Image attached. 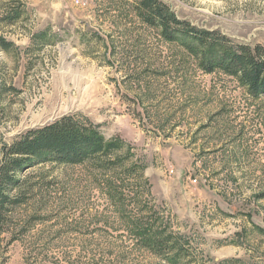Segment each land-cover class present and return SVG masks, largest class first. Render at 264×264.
<instances>
[{
	"label": "rangeland",
	"instance_id": "obj_1",
	"mask_svg": "<svg viewBox=\"0 0 264 264\" xmlns=\"http://www.w3.org/2000/svg\"><path fill=\"white\" fill-rule=\"evenodd\" d=\"M159 1L201 30L264 46V0ZM138 3L0 0L11 44L0 46V164L5 145L65 116L135 155L111 172L49 163L20 173L31 198L15 232L0 234V264H264V96L202 71ZM137 163L147 189L127 172ZM155 218L180 243L168 259L135 246L133 225Z\"/></svg>",
	"mask_w": 264,
	"mask_h": 264
},
{
	"label": "trees",
	"instance_id": "obj_2",
	"mask_svg": "<svg viewBox=\"0 0 264 264\" xmlns=\"http://www.w3.org/2000/svg\"><path fill=\"white\" fill-rule=\"evenodd\" d=\"M138 11L147 26L159 30L168 42L185 48L197 60L202 71L207 74L221 72L235 78L253 98L264 96L263 45L235 44L220 32L201 30L181 20L159 0H139ZM15 17L18 18L19 14ZM0 46L7 50L11 44L0 37ZM124 148H128L129 153L117 155ZM134 157L133 149L122 140L107 141L96 125L76 116H65L43 128L29 131L12 145L3 148L0 164V234L15 232L12 228L15 225V212L30 202L31 187L26 189L27 181L22 186L18 177L25 169L49 163L70 166L88 164L101 172H111ZM142 171L143 167L138 163L127 168L136 182L139 179L145 183ZM116 183L111 182L107 186L115 193L117 191L115 196H120V187ZM15 190L18 193L13 196ZM138 197H141L139 192ZM159 220L155 218L151 223L141 221L133 225L135 246L167 258L180 243L169 233L168 227L162 228ZM223 264L245 263L229 260Z\"/></svg>",
	"mask_w": 264,
	"mask_h": 264
}]
</instances>
